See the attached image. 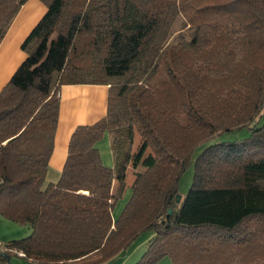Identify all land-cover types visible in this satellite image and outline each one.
Returning <instances> with one entry per match:
<instances>
[{
  "label": "trees",
  "instance_id": "trees-1",
  "mask_svg": "<svg viewBox=\"0 0 264 264\" xmlns=\"http://www.w3.org/2000/svg\"><path fill=\"white\" fill-rule=\"evenodd\" d=\"M27 1L0 0V43ZM39 1L0 91V217L30 229L8 245L34 264H105L151 231L135 264H264V0ZM64 85L107 86V112L75 128L45 184Z\"/></svg>",
  "mask_w": 264,
  "mask_h": 264
},
{
  "label": "crops",
  "instance_id": "crops-1",
  "mask_svg": "<svg viewBox=\"0 0 264 264\" xmlns=\"http://www.w3.org/2000/svg\"><path fill=\"white\" fill-rule=\"evenodd\" d=\"M37 1L39 0H28L20 8L0 43V91L25 60L26 55L21 51V45L46 12V8H43ZM107 94L108 87L103 85H64L60 88L59 119L47 174L51 169L61 173L67 156L68 143L75 128L92 125L106 115ZM96 148L99 151L102 164L105 167L113 168L108 159V152L111 153V148L107 133L101 141L96 143ZM102 154H107L105 163L102 160ZM118 217L119 215L113 220ZM28 230L30 234V229L28 228ZM3 240L0 237V241L3 242ZM80 263L82 262L76 264ZM9 264L32 263L21 258L11 262L9 257Z\"/></svg>",
  "mask_w": 264,
  "mask_h": 264
},
{
  "label": "rangeland",
  "instance_id": "rangeland-1",
  "mask_svg": "<svg viewBox=\"0 0 264 264\" xmlns=\"http://www.w3.org/2000/svg\"><path fill=\"white\" fill-rule=\"evenodd\" d=\"M37 2H39V4H41V6L43 8H45L44 4L41 1H37ZM10 25H9V27H10ZM9 27H8V29H9ZM179 27L180 26L177 25V29H179ZM8 29H7V31H8ZM7 31H6V33H7ZM183 32L185 34V37H188L191 33L187 30H184ZM23 54L25 55L24 52H23ZM247 136H248V130L243 129V130H241L239 132H235L233 134L221 135L215 142L233 141L236 139H243ZM139 143H140L139 137L135 136L133 151H135L137 149ZM205 146L206 145L197 149V151L194 154V157L197 154H199L200 151ZM101 153H102V151H101ZM102 158H103L102 160L104 162L107 159V154H102ZM108 159H109L110 163L112 165H114L112 154L109 152H108ZM138 170H140V169H138ZM59 177H60V173L56 172L54 169H51L49 171V173L46 175L45 184L56 183V181L59 179ZM133 177H134V175L132 173V169H131V167H128L127 175H126V187H125V190H124L122 197L117 200L116 204L114 205V207L112 209V212H111L112 219L114 217H117V215L121 214L122 209L124 208L125 204L129 200L130 194H131V190L129 187L132 185ZM192 178H193V167H192V165H190L189 167H187L186 171L181 176V179L179 182V195L181 197H184L187 194V192H188V190L192 184ZM28 234H29L28 227L23 226V225H18L16 223L10 222V221L5 220L2 217H0V237H2L4 239L3 240L4 243L20 240L23 237H26ZM154 236H155L154 233L151 231H146V232L141 233V235H139V237H137L135 239V241L133 243H131L130 246L126 250L122 251L117 257H115L114 259L110 260L109 262H107L105 264H135L140 259V257L144 254V252L146 251L147 244H148L149 240H151ZM9 257L11 259V262H13L15 260H19V257L15 256V255H10ZM158 264H171V263H170V260L168 258H164Z\"/></svg>",
  "mask_w": 264,
  "mask_h": 264
},
{
  "label": "built area",
  "instance_id": "built-area-1",
  "mask_svg": "<svg viewBox=\"0 0 264 264\" xmlns=\"http://www.w3.org/2000/svg\"><path fill=\"white\" fill-rule=\"evenodd\" d=\"M0 254H6V255H15L21 259H25V254L17 250L16 248H12L11 246L0 241ZM30 263H32L30 260H28ZM33 264V263H32Z\"/></svg>",
  "mask_w": 264,
  "mask_h": 264
},
{
  "label": "water",
  "instance_id": "water-1",
  "mask_svg": "<svg viewBox=\"0 0 264 264\" xmlns=\"http://www.w3.org/2000/svg\"><path fill=\"white\" fill-rule=\"evenodd\" d=\"M178 198H177V203H179L180 202V199H181V196L180 195H178L177 196ZM171 213V210H168V215ZM1 256H6V254H0Z\"/></svg>",
  "mask_w": 264,
  "mask_h": 264
}]
</instances>
